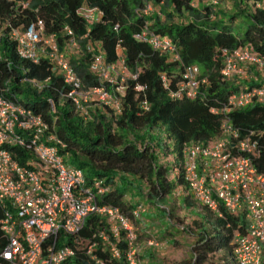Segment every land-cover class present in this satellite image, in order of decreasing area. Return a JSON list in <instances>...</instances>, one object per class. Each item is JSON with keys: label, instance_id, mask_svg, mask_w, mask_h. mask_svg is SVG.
I'll use <instances>...</instances> for the list:
<instances>
[{"label": "trees", "instance_id": "trees-1", "mask_svg": "<svg viewBox=\"0 0 264 264\" xmlns=\"http://www.w3.org/2000/svg\"><path fill=\"white\" fill-rule=\"evenodd\" d=\"M208 1L0 0V95L44 120L49 133L62 142L57 147L66 164L83 170L90 184L104 182L107 192L101 204L119 209L130 220L142 264H148L143 260L144 250L159 251L157 247L163 244L160 238L173 234L171 224L164 221L158 236L149 231L146 204L136 199H145L163 218L170 216L163 207L179 186L196 202L188 194L185 178L188 145L208 144L220 138L225 122H229L242 138L251 137L257 143L258 152L253 160L264 174V103L253 100L246 109L223 112L233 95L264 86L256 82L241 83L245 72L233 77L223 75L226 51L252 46L257 57L264 60V6L259 7L262 0H231L233 12L229 13L216 7L217 1L213 4ZM149 6L154 11L148 12ZM80 10H97L101 19L90 24L79 14ZM37 20L44 21L46 35L56 36L61 49L70 42L65 29L73 31L80 51L71 53L69 49L70 61L88 89L102 85L110 91L109 82L102 81L91 65L97 56H102L108 67L117 65L123 52L129 76L122 83L120 74V83L115 87L117 91L119 86H124V95L113 93L121 113L114 105H100L95 107L94 121L86 122L72 105L68 97L71 89L54 64L45 58L34 63L19 55L17 42L11 39L14 32ZM144 30L170 39L181 61L161 55L149 42L137 40L136 35ZM89 45L92 52L88 51ZM195 65L201 69L199 79L206 84H200L193 99L172 97L181 89L184 70ZM144 102L149 110L142 107ZM155 130L166 133L172 148L154 134ZM11 150L18 158L27 156V151L20 148ZM169 158L173 165L162 164ZM141 206L142 212L136 216L135 211ZM213 216L214 222L205 218L197 224L195 264H205L222 251L224 264H238L236 237L246 233L245 216L237 217L225 211L223 217ZM108 228L105 217L94 215L88 219L82 236L93 237ZM182 230L189 232L185 227ZM142 237L147 238L143 247ZM95 241L100 242L96 253L116 264L107 253L101 254L103 245L98 237ZM152 241L156 246H150ZM4 246L0 231V248ZM120 247L125 256L128 251L125 240ZM72 264L88 263L80 258Z\"/></svg>", "mask_w": 264, "mask_h": 264}, {"label": "built area", "instance_id": "built-area-1", "mask_svg": "<svg viewBox=\"0 0 264 264\" xmlns=\"http://www.w3.org/2000/svg\"><path fill=\"white\" fill-rule=\"evenodd\" d=\"M147 11H152L151 6ZM79 14L90 24L101 19L97 10H80ZM65 33L70 37L66 45L70 52L80 51L73 31L66 28ZM11 39L17 42L23 59L38 63L45 58L54 64L71 89L68 97L82 118L88 117L91 110L88 105L96 102L95 98L101 105H114L121 113L116 97L113 101V93L124 95V86L113 92L111 84L110 91L102 85L86 88L56 36L46 35L44 21L37 20L14 32ZM136 39L149 42L163 56L181 61L177 47L168 38L144 30ZM92 50L89 45L88 51ZM226 55L225 77L243 74L240 64H253L264 71V60L257 57L252 46L226 51ZM120 57L121 72L117 65L106 66L102 56L96 57L91 69L104 82H110V73L117 71L124 83L129 72L123 52ZM200 75L198 66L187 67L181 89L172 97L195 98L200 84H206L199 79ZM163 80L167 85L165 77ZM253 100L264 103V86L233 95L223 112L246 109ZM142 107L149 110L147 102ZM223 131V136L208 144L191 143L186 147L184 167L188 194L219 217H223L224 211L237 217L245 216L246 233L236 237L237 262L264 264V174L253 160L258 145L251 137L242 138L229 122H225ZM49 132V126L41 117L0 95V231L5 242L0 248V264H72L80 258L88 264H114L96 253L100 249V242L95 241L97 237L103 245L101 254L107 253L111 261L142 264L135 245L136 231L130 220L119 209L101 204L107 192L104 182L90 184L83 170L67 165L57 147L62 142ZM13 148L27 151V156L18 158L12 153ZM142 209L139 207L135 215L139 216ZM94 215L105 217L109 228L93 237H83L87 221ZM123 240L128 245L125 256L120 247ZM150 246H156L155 242H150Z\"/></svg>", "mask_w": 264, "mask_h": 264}, {"label": "rangeland", "instance_id": "rangeland-1", "mask_svg": "<svg viewBox=\"0 0 264 264\" xmlns=\"http://www.w3.org/2000/svg\"><path fill=\"white\" fill-rule=\"evenodd\" d=\"M216 1L218 2V5L216 7L225 9V11L229 13L233 12V3L231 0H209L208 4H213V2ZM152 10L154 11V9ZM63 49L65 53L70 56V54L68 53L69 48H67L66 45L63 46ZM117 66L121 72L123 68L121 62L120 64H117ZM239 69L243 70V72L246 73V76H242L243 78H241V83H244L245 85H248V82L264 84V71H260L257 67H255V65L249 64V66H244L240 64ZM116 72L117 71H113L109 75V81L112 82H109V84H111V92L114 91L116 84L120 83L121 77H119ZM96 99L97 98H95V101ZM113 101H115L114 96ZM100 105V103H93V101L89 103L88 108L91 109L93 112L89 113L87 118H84L86 122L89 123L94 121V112L96 109L95 107H100ZM154 134L156 136H160L162 138L163 143L169 145L170 148H172L173 143L169 140L165 132H163V134H160L155 130ZM171 160L172 159L169 158L168 160L162 161V164H168L169 162L173 165V161ZM127 199L129 200L130 198L128 197ZM136 200L138 202L140 201L146 204L148 215L146 221L147 224L150 226L148 227L149 231H152L154 234H156V236H158L157 232L162 229L161 221H164L165 223L169 222L171 224V232L173 234V237H166L165 239H161L159 237L160 240L163 242L162 245L159 244V246L157 247L159 251L153 252L148 249L144 250L143 260L148 264H195L196 260L194 248L197 245L198 241L197 224L203 221V219L205 218L209 219L208 222H214V214L207 208L202 207L197 202H194L192 199L188 198L187 190L181 188L180 186L176 188L174 195L168 200L169 203H167L163 207L170 212V216H168L167 218L161 217V215L158 214L159 211L154 206L146 202L145 199L137 198ZM183 227L187 228L189 232H183ZM146 239V237H142L140 239L142 247L145 246ZM170 240H173V242H171ZM150 253H152V257ZM224 256L225 252L222 251L216 254L215 256L211 257V259L205 264H224Z\"/></svg>", "mask_w": 264, "mask_h": 264}, {"label": "crops", "instance_id": "crops-1", "mask_svg": "<svg viewBox=\"0 0 264 264\" xmlns=\"http://www.w3.org/2000/svg\"><path fill=\"white\" fill-rule=\"evenodd\" d=\"M71 53H73V51Z\"/></svg>", "mask_w": 264, "mask_h": 264}]
</instances>
